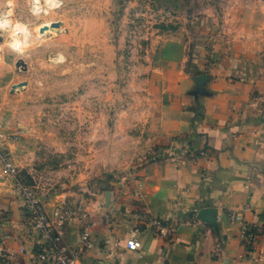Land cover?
Listing matches in <instances>:
<instances>
[{"label":"crops","instance_id":"obj_1","mask_svg":"<svg viewBox=\"0 0 264 264\" xmlns=\"http://www.w3.org/2000/svg\"><path fill=\"white\" fill-rule=\"evenodd\" d=\"M155 71L139 160L117 171L47 174L32 155L40 148L33 132L21 126L11 135L0 124V264H36L3 155L53 221L58 206L87 214L89 226L75 217L63 228L72 250L89 229L80 264H264V65L221 35L197 32ZM231 213L257 227L255 242H243ZM150 218L175 231L161 234ZM133 238L141 248L128 247Z\"/></svg>","mask_w":264,"mask_h":264},{"label":"rangeland","instance_id":"obj_2","mask_svg":"<svg viewBox=\"0 0 264 264\" xmlns=\"http://www.w3.org/2000/svg\"><path fill=\"white\" fill-rule=\"evenodd\" d=\"M197 32L264 65V0H0V124L47 174L133 164L156 67Z\"/></svg>","mask_w":264,"mask_h":264},{"label":"built area","instance_id":"obj_3","mask_svg":"<svg viewBox=\"0 0 264 264\" xmlns=\"http://www.w3.org/2000/svg\"><path fill=\"white\" fill-rule=\"evenodd\" d=\"M205 155L204 152L201 153ZM4 170L11 176L15 192L23 199L25 221L31 231L32 240L35 243L32 252V260L36 264H80L84 253L91 247V234L86 227L82 231V238L77 249L72 250L62 243L63 228L72 218L87 221L89 217L85 212L75 211L64 206H58L54 211V221L48 215L43 202L37 195L35 188L30 185L16 166L10 161L8 155L2 156ZM231 219L239 223L243 242L249 244L256 241L257 227H251L247 220L237 213H231ZM141 220V219H140ZM146 220L143 219V223ZM150 223L163 235H170L175 231V226L167 224L160 218H150ZM129 248H141L142 241L133 238L128 244ZM6 257V254H3Z\"/></svg>","mask_w":264,"mask_h":264}]
</instances>
